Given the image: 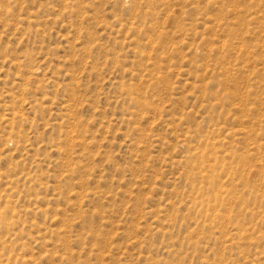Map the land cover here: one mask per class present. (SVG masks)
<instances>
[{
    "label": "rangeland",
    "instance_id": "1",
    "mask_svg": "<svg viewBox=\"0 0 264 264\" xmlns=\"http://www.w3.org/2000/svg\"><path fill=\"white\" fill-rule=\"evenodd\" d=\"M0 264H264V0H0Z\"/></svg>",
    "mask_w": 264,
    "mask_h": 264
}]
</instances>
